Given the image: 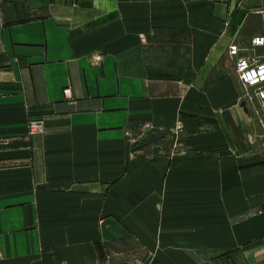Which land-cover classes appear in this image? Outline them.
<instances>
[{
  "label": "crops",
  "instance_id": "1",
  "mask_svg": "<svg viewBox=\"0 0 264 264\" xmlns=\"http://www.w3.org/2000/svg\"><path fill=\"white\" fill-rule=\"evenodd\" d=\"M255 35L264 0H0V264H264Z\"/></svg>",
  "mask_w": 264,
  "mask_h": 264
},
{
  "label": "built area",
  "instance_id": "2",
  "mask_svg": "<svg viewBox=\"0 0 264 264\" xmlns=\"http://www.w3.org/2000/svg\"><path fill=\"white\" fill-rule=\"evenodd\" d=\"M259 47H264V35L253 36L249 46L243 47L231 42L227 48V56L234 62L245 98L250 102H257L260 123L264 126V54L257 53ZM64 94L70 97V89L65 88Z\"/></svg>",
  "mask_w": 264,
  "mask_h": 264
},
{
  "label": "bare ground",
  "instance_id": "3",
  "mask_svg": "<svg viewBox=\"0 0 264 264\" xmlns=\"http://www.w3.org/2000/svg\"><path fill=\"white\" fill-rule=\"evenodd\" d=\"M44 121L42 119L28 120V129L30 133H36L43 129Z\"/></svg>",
  "mask_w": 264,
  "mask_h": 264
},
{
  "label": "rangeland",
  "instance_id": "4",
  "mask_svg": "<svg viewBox=\"0 0 264 264\" xmlns=\"http://www.w3.org/2000/svg\"><path fill=\"white\" fill-rule=\"evenodd\" d=\"M257 53L258 54H262V51L261 50H259V51H257ZM258 105V104H257ZM256 107H258V106H256ZM141 132H139V135H140V138H141V140H140V142H142V144H145L146 142H147V140H148V138H150V134H140ZM144 142V143H143ZM162 142L164 143V142H167L166 141V138L165 139H163L162 140ZM148 148H150V146H147ZM146 147V148H147Z\"/></svg>",
  "mask_w": 264,
  "mask_h": 264
}]
</instances>
